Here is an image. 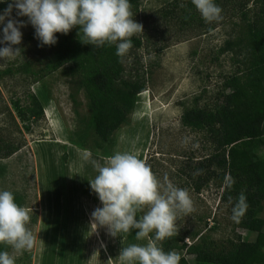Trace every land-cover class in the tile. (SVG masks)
<instances>
[{
	"label": "rangeland",
	"instance_id": "374dc122",
	"mask_svg": "<svg viewBox=\"0 0 264 264\" xmlns=\"http://www.w3.org/2000/svg\"><path fill=\"white\" fill-rule=\"evenodd\" d=\"M215 2L222 9L223 19L212 24L204 22L191 0H140L138 8L131 10L143 32L132 37L141 45L132 44L124 57L123 76L142 81L145 91L138 97L131 125L117 132L110 153L135 154L150 166L162 184L170 182L189 192L194 212L179 216L177 235L156 242L164 245L169 241L174 252L189 264H196L195 256L187 251L192 245L205 242L219 251L239 241L253 242L257 237L244 230L240 222L231 220L233 205L222 201L228 179L222 182L216 168L199 170L198 164L215 154L209 136L181 121L188 109L213 108L229 92V78L240 76L247 66L248 31L256 25L263 3ZM6 7V3L0 4V11ZM12 15L15 18V11ZM20 30L22 42L14 47H19L22 54L14 60L0 61V190L23 196L22 207L28 209L30 216L27 227L34 245L16 255L15 264H34V258L42 264H52L54 257L47 254L49 244L39 246L37 237L46 238L51 231H67L72 239L77 229L57 220L52 230L51 203H63L62 195L66 193V203H100L88 182L97 175L95 165L105 166L108 157L70 143V134L80 126L77 114L83 118L89 115L85 92L77 89L75 76L68 72L69 65L57 71L46 70L57 45L38 46L31 25ZM56 36L58 39L62 35ZM26 67L28 71L24 70ZM33 97L43 107L42 116H33ZM8 151L14 153L6 156ZM254 154L264 158L263 143ZM64 165L67 172L60 176ZM197 186H201L199 192ZM42 205L48 215L45 213L44 222L40 223ZM74 211L75 206L72 215L77 218L78 212ZM260 217L264 219V210ZM103 229L98 227V232ZM93 230L96 228L82 230L88 233V239L82 241L83 251L73 248L71 255L68 250L63 251L64 256L53 264H89L90 259V264H105L104 256L96 250L98 242L91 240ZM102 238L106 246L111 242L106 233ZM146 243L137 241L133 231L123 238L122 247ZM94 249L97 261L92 256ZM9 254H14L12 249ZM119 263L107 255L106 264Z\"/></svg>",
	"mask_w": 264,
	"mask_h": 264
},
{
	"label": "trees",
	"instance_id": "16d2710c",
	"mask_svg": "<svg viewBox=\"0 0 264 264\" xmlns=\"http://www.w3.org/2000/svg\"><path fill=\"white\" fill-rule=\"evenodd\" d=\"M139 1L129 0L131 10L138 8ZM261 1V15L248 31L245 71L229 78V92L213 108L194 107L186 110L181 118L183 124L197 127L209 136L215 154L199 163V170L216 168L222 182L228 179L223 202L234 206L240 193L246 195L248 208L240 225L257 237L253 242L239 241L219 251L205 242L192 245L187 251L195 256L196 264H264V219L260 217L264 210V158L254 154L264 144V0ZM77 32L78 28H74L67 36L57 39L46 70L57 71L69 65L68 72L75 76L77 89L84 91L87 98L89 115L83 118L77 114L80 126L70 134V143L110 157L117 132L131 125L145 84L139 79L124 78V57L116 56L115 46L97 48L83 44ZM132 44L138 46L141 42L132 39ZM24 70L28 71L27 67ZM32 111L33 116L43 115V107L36 97H33ZM20 116L24 118L21 111ZM13 153L8 151L6 156ZM63 158L66 161L65 154ZM200 190L201 186H197L196 191ZM14 198L23 206V196L14 195ZM168 242L158 246L165 252L174 251ZM10 249L0 245V251ZM179 264H189V261L180 257Z\"/></svg>",
	"mask_w": 264,
	"mask_h": 264
},
{
	"label": "clouds",
	"instance_id": "9594fccd",
	"mask_svg": "<svg viewBox=\"0 0 264 264\" xmlns=\"http://www.w3.org/2000/svg\"><path fill=\"white\" fill-rule=\"evenodd\" d=\"M5 3L7 7L0 11V61L22 54L14 46L21 44L20 29L28 25L34 29L38 46H54L56 34L67 36L78 28L81 43L97 48L115 46L118 58L128 54L132 37L143 32V26L133 19L129 0H0ZM191 4L206 24L223 19L215 0H191ZM95 167L97 175L88 183L102 206L92 211L90 226L105 228L108 236L121 240L134 231L137 241H147L122 247L117 257L120 264H179L176 252H165L156 242L177 235L179 216L194 212L189 192L170 182L162 184L135 154L115 153L105 166ZM247 208L242 192L231 209V220L239 223ZM137 213L142 215L137 217ZM29 221L28 209L15 202L14 194L0 190V245L14 253L0 251V264H15L16 255L33 247Z\"/></svg>",
	"mask_w": 264,
	"mask_h": 264
},
{
	"label": "crops",
	"instance_id": "0c3cea01",
	"mask_svg": "<svg viewBox=\"0 0 264 264\" xmlns=\"http://www.w3.org/2000/svg\"><path fill=\"white\" fill-rule=\"evenodd\" d=\"M62 144H63V146H66V144H64V143H62ZM66 170H67V167L65 166L64 168L61 169L60 173H58V172L57 173L60 176H62V175H65V173L67 172ZM81 197L83 198V194ZM67 199H68V193H66V195H64V196L62 195L61 201H64L63 203H51V205H50V209H51L50 210L51 211L50 224H51L52 230H53V227H54L57 220L61 223H65L67 226L70 225L73 229L76 227L77 230L75 232H73L72 239H69V234L67 231L65 233L63 231L60 233H55L54 231H51L50 233H48L46 235V238H43L42 237L43 235H40L41 237H39V236L37 237L39 246L49 244L50 248H49V251L47 252V254L54 257L52 259V264H53V261L56 259L59 262L60 257L62 258V256H64V255H62L63 251L66 253V251L68 250V253H70V255H71V254H73L72 253L73 248H76L77 252L84 250L85 247L82 245V241L83 240L86 241V239H88V233L86 234L82 230H84V227L87 228V230H89V229L91 230V228H92L90 226L91 213L95 208L102 206L101 203H83V202L82 203H66ZM74 206L76 207V212L75 211L74 212L75 213L78 212L77 218L75 217V215H72ZM41 208H42V210L40 212L41 217L39 219L40 223L44 222V219H42V217H44L43 215L45 213H46V215H48L47 210H45V207L43 205L41 206ZM139 216H140V214L137 213V217H139ZM70 221H73V222H71V224H69ZM72 224H73V226H72ZM62 228L64 230V229H67L68 227H62ZM94 229H95V227H94ZM91 232H92L91 240H94V241L96 240V242H98L97 243L98 248L96 249V250H98V254L101 253L102 254L101 256H104V261H103V259H102V261L106 264L107 255L112 256L114 259L115 258L117 259L118 254L122 248V240L123 239L121 240L120 237L112 238L109 236V239L111 242L106 246V243L102 241V239H103L102 237H104L105 233L107 232V230L105 228L103 229L102 233L98 232V228L96 230L91 231ZM73 239H75V240H73ZM56 241H57V243H56ZM118 246H119V249H118ZM96 250L93 253V255L90 253V257L92 255L93 258H95L97 261V257L95 256ZM118 250H119V252H118ZM58 262H57V264H61ZM89 262L91 263V259L89 260ZM39 263L42 264L40 262L39 258H34V264H39ZM62 264H63V262H62ZM92 264H94V261H92Z\"/></svg>",
	"mask_w": 264,
	"mask_h": 264
}]
</instances>
